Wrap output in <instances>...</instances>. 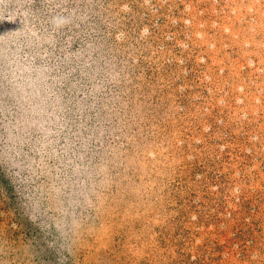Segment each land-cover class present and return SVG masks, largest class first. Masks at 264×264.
Instances as JSON below:
<instances>
[{"label": "rangeland", "instance_id": "obj_1", "mask_svg": "<svg viewBox=\"0 0 264 264\" xmlns=\"http://www.w3.org/2000/svg\"><path fill=\"white\" fill-rule=\"evenodd\" d=\"M0 264H264V0H0Z\"/></svg>", "mask_w": 264, "mask_h": 264}]
</instances>
